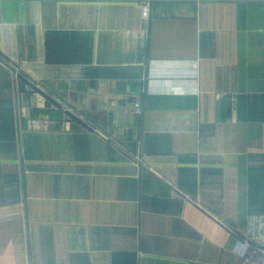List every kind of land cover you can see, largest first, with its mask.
<instances>
[{"label": "crops", "instance_id": "1", "mask_svg": "<svg viewBox=\"0 0 264 264\" xmlns=\"http://www.w3.org/2000/svg\"><path fill=\"white\" fill-rule=\"evenodd\" d=\"M263 237L264 0H0V264Z\"/></svg>", "mask_w": 264, "mask_h": 264}, {"label": "built area", "instance_id": "2", "mask_svg": "<svg viewBox=\"0 0 264 264\" xmlns=\"http://www.w3.org/2000/svg\"><path fill=\"white\" fill-rule=\"evenodd\" d=\"M142 16L148 18V5L142 7ZM135 113L141 115L143 110L140 106L135 108ZM237 252L243 257L244 264H264V237L261 240L240 242Z\"/></svg>", "mask_w": 264, "mask_h": 264}, {"label": "water", "instance_id": "3", "mask_svg": "<svg viewBox=\"0 0 264 264\" xmlns=\"http://www.w3.org/2000/svg\"><path fill=\"white\" fill-rule=\"evenodd\" d=\"M19 78L21 80H23L24 82H26L28 85H30L33 89L37 90L38 92H40L41 94H43L45 97H47V95L45 93H43L41 90H39L36 86H34L33 84H31L28 80H26L24 77L20 76L19 75ZM69 116H71L73 119L77 120L78 122H81L79 121V119H77V117H75L74 115L68 113Z\"/></svg>", "mask_w": 264, "mask_h": 264}]
</instances>
